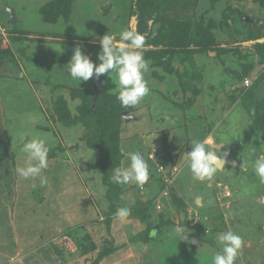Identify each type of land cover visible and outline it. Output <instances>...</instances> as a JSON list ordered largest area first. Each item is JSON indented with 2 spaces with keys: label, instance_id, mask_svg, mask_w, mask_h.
I'll list each match as a JSON object with an SVG mask.
<instances>
[{
  "label": "rangeland",
  "instance_id": "1",
  "mask_svg": "<svg viewBox=\"0 0 264 264\" xmlns=\"http://www.w3.org/2000/svg\"><path fill=\"white\" fill-rule=\"evenodd\" d=\"M130 28L146 37L149 94L125 109L115 77L81 83L67 64L76 46L99 64L100 37ZM33 130L49 142L43 186L16 172ZM204 138L236 167L201 182L186 152ZM122 148L144 154L143 188L112 182ZM262 151L264 0H0V264H211L228 230L243 239L235 264H264Z\"/></svg>",
  "mask_w": 264,
  "mask_h": 264
},
{
  "label": "clouds",
  "instance_id": "2",
  "mask_svg": "<svg viewBox=\"0 0 264 264\" xmlns=\"http://www.w3.org/2000/svg\"><path fill=\"white\" fill-rule=\"evenodd\" d=\"M101 50L97 54L99 64L95 63L83 50L82 46H76L70 62L67 64V71L70 77L79 82H87L93 77L99 79L102 75L108 74L113 81L117 82V100L125 109L140 104L149 94L145 74L149 71V62L143 56V49L146 43L145 35L135 29H124L119 33V42L115 37L106 34L99 39ZM131 118L130 113L125 115ZM35 123V121H33ZM20 152L26 157L24 165H17L16 172L19 177L29 179L40 177L41 185L47 183V178L41 176L43 170L49 166V142L48 138L36 131L22 133L19 137ZM213 141L209 138L202 140H191V150L186 152L187 166L195 181L212 179L218 172L225 169L226 165L236 162H229L228 151H217L211 145ZM121 153L128 159L126 167H115L111 176L112 182L119 185L135 184L143 186L149 181V165L141 151L126 152L123 148ZM185 159V154L182 160ZM246 162L244 161L243 167ZM253 171L259 182L264 184V151L260 152L252 162ZM197 199H200L197 197ZM131 215L129 207H119L115 217L120 222L126 221ZM157 231L153 229L152 236ZM175 234L180 241L196 245L199 242L189 238L188 230L182 226L175 229ZM215 242L220 251L211 257V264H235L239 252L243 246L242 237L231 231H223L215 236ZM200 249V248H199Z\"/></svg>",
  "mask_w": 264,
  "mask_h": 264
},
{
  "label": "water",
  "instance_id": "3",
  "mask_svg": "<svg viewBox=\"0 0 264 264\" xmlns=\"http://www.w3.org/2000/svg\"><path fill=\"white\" fill-rule=\"evenodd\" d=\"M13 21H15V17H13ZM247 20V18H245ZM160 23L156 22L153 26V36H155L157 34V30L159 27ZM102 94V86L98 83V89L97 92L95 94V96L93 97V109L96 108L98 101L100 99V96Z\"/></svg>",
  "mask_w": 264,
  "mask_h": 264
},
{
  "label": "built area",
  "instance_id": "4",
  "mask_svg": "<svg viewBox=\"0 0 264 264\" xmlns=\"http://www.w3.org/2000/svg\"><path fill=\"white\" fill-rule=\"evenodd\" d=\"M247 83H248V81H247ZM68 247V246H67ZM69 250L71 251V252H75L76 251V249L74 248V246L73 245H69Z\"/></svg>",
  "mask_w": 264,
  "mask_h": 264
}]
</instances>
